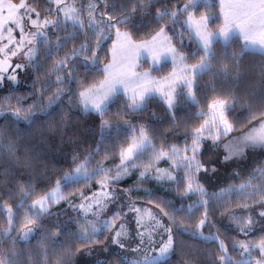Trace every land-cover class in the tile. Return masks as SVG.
<instances>
[{
	"label": "trees",
	"instance_id": "16d2710c",
	"mask_svg": "<svg viewBox=\"0 0 264 264\" xmlns=\"http://www.w3.org/2000/svg\"><path fill=\"white\" fill-rule=\"evenodd\" d=\"M12 1L18 2L19 0ZM28 1L33 3L38 1L37 6L38 9H42L40 11L42 15H45L44 11H46L48 15L56 16V11L53 9L54 4L49 3V0ZM183 1L186 0H150V3L145 0L146 6H141L137 0H107L109 7L106 13L118 15L123 10L135 7L137 11L131 15V22L127 25L117 26L127 29L137 39L144 38L163 26H167L166 29L174 35L179 28L178 21H173L168 16H165L162 20L158 19L157 12L165 8L168 11L173 10L177 4ZM77 2L84 8L85 3L87 5L89 0H77ZM113 3H116L118 7L113 9L111 7ZM50 9L52 11H49ZM100 9L105 11L103 5H100ZM177 18H180V16ZM68 27L72 26L68 25ZM86 27L84 32L89 31ZM189 39V43L183 42L182 44L180 42V44L188 57L192 61H197L202 56L201 51L194 40ZM81 44H83L82 36L79 35L75 39L65 41L64 47L61 49L66 55L72 53V49L80 47ZM110 44L111 39L104 40L102 48L98 49L96 47L95 55L99 60V65L96 69L93 66L95 70L92 72V77H82L84 73L82 70L72 72V75L73 73L76 74L74 79H68L67 73L64 71L53 73V64L59 61L60 53L56 54L54 52L49 57L47 51L41 55V61L37 63V66L26 68L24 76L27 83L25 85L5 83L3 88L0 89V106L5 109L4 114L0 115V131L4 133L0 137V204L12 207L18 213L14 217L17 221L19 214H22V211L17 207L23 198L19 192L21 186L26 189H34L32 196L28 199L29 202L54 188L56 180L82 161L87 160L94 169L100 167V163L104 167L113 168L119 161V149L121 145L128 141L133 128L145 125L157 126V131L161 132L157 137L158 141H164L166 136H173L174 132L172 131L164 132V129L169 125V121H164V108L158 99H156L158 100L157 103L154 102V104L158 105L160 109L151 106L149 102L153 100H150L149 104L145 105L146 107L144 106L135 112L130 109L129 102L123 96H117L113 99L103 116L92 111L85 113L81 109L77 97V93L82 89L79 78L83 79L84 86H88L101 78L102 65L109 59ZM91 48L93 49V46ZM214 50L218 59L213 61L214 68L212 72L196 77V84L199 85L198 88H195L198 103L192 105L196 106L200 103L206 105L207 101L215 97H223L229 100L230 103H234L235 108L227 111L228 120L234 125V131L230 132L227 135L228 137L230 134L248 131L260 119H264V115H262L264 114V54L253 50L245 51L238 39H232L228 44L218 41L214 44ZM78 53L75 59L71 61L78 67H82L83 64L80 61L83 60V63H87L88 61L84 60L87 55L81 52ZM194 53H198V55H194ZM233 53L236 54L234 61L231 59ZM222 65H228V75L219 72ZM85 68L88 67H83V69ZM56 75L64 76V81L56 83ZM66 84L67 88L64 94L55 104L49 106V98L55 96L57 88H61ZM212 85L215 86V91L212 90ZM194 106H191L190 109H194ZM17 108L21 109L22 112L31 108L34 114L29 117V120H23L16 118L11 112L7 111L8 109L16 110ZM181 110L182 108H179L175 113V123L179 124L185 119H190L192 122L195 116L191 112H181ZM253 115L256 116V119H252ZM102 120H107L114 126L103 138L101 137L100 127ZM117 125L120 126L118 130L115 127ZM180 130L177 127V132ZM176 141L179 142L180 139L173 140V142ZM10 142L15 146L16 156L20 158L19 163L15 162V157L9 156L7 153V145ZM208 143L214 144V142ZM219 143L214 145L218 146ZM216 154V149L209 148L208 145L204 146L201 155L207 167L208 159L215 158ZM257 162H264V152L250 156L248 161L243 164L230 166L220 183L210 184L209 180L205 178L206 172L204 171H201L199 179L203 185H206L207 192L227 186L231 196L245 201L249 199L247 188L241 190L239 186L247 184L250 178L258 176V171L254 169V164ZM229 170L233 171L230 176L228 175ZM129 179L131 180V178H127L121 183L128 185ZM156 191L150 192L145 201L160 211L161 209L165 212L170 211L169 215L175 214L179 218V222H182L189 229L188 232L178 231L176 224L171 223L167 217V225L173 228L172 234L175 244L174 251L163 264H218L217 257L225 255L220 250L219 241H205L201 237L191 234L203 217L204 211L201 213L200 210H203L202 207L204 206L197 205L189 211L193 219L188 222V220L181 218V212L171 210L177 207L171 200L172 197L175 201L179 199L177 192L174 193L170 190L172 197L169 196L171 197L169 198L167 195L162 196V193L165 192L161 191L160 194ZM218 195L216 193L205 195L207 199L215 200L223 207L209 206L207 208V218L211 224H205L201 230L205 234L216 233L220 239L226 241L227 252L234 260V258L240 257V252L233 243L235 239L251 236L252 241L259 238L264 240V217L259 215L260 212L264 211V204L260 202L261 200H257L255 204L246 203L245 205L248 206H244V204H239L233 199L234 202L229 205L233 207L225 210L224 202L219 200ZM130 196L132 197L131 194ZM194 197H197V195ZM56 209L60 210V207H56ZM57 210L51 209L50 214H45L42 219L37 220L44 229L38 228L36 223L30 225L34 231L37 227V232L29 236L27 240L21 239L23 232L26 230L25 225L18 227L15 237V234L11 235L12 232L7 236L0 235V258H4L7 254L11 264H80L76 261L77 255L81 249L93 245V243L81 240L76 230L69 228L70 226L66 224L60 228L61 234L56 236L51 249L44 252L37 245L36 241L40 233L52 231L49 224L52 221L51 219H53L55 225L58 223L62 226L60 222H56L59 218ZM183 210L186 211L185 206ZM249 217L253 220L251 230L244 227V221ZM7 227L6 215L0 209V230ZM242 227H244V232L241 231ZM245 232L247 235H245ZM107 234L103 232L95 239L98 243L104 242L109 236ZM13 250L16 253L14 256L11 254ZM31 251L35 253V257H28L32 254ZM254 253L258 255L256 250ZM104 259L107 260L108 264H121L119 252H110ZM103 260H101V264Z\"/></svg>",
	"mask_w": 264,
	"mask_h": 264
},
{
	"label": "snow or ice",
	"instance_id": "6c2138e0",
	"mask_svg": "<svg viewBox=\"0 0 264 264\" xmlns=\"http://www.w3.org/2000/svg\"><path fill=\"white\" fill-rule=\"evenodd\" d=\"M137 2L141 6H146L145 0H137ZM147 2L150 3V0H147ZM49 3L56 6L55 10L61 14L62 18L58 17L55 20L42 18V14L37 11L36 7L29 4L27 0H20L18 4L13 3L12 0H0V41L5 39L3 33H8L7 43L0 46V54H3L5 57L4 60H0V73L6 72L8 67H10L8 63L10 56H16L25 46H28L26 54L29 61H31L39 51L35 47H32L36 37L43 38V43L48 48L47 54L49 57L52 56L54 52L58 54L59 50L64 47L65 41L75 39L79 32L84 31L85 21L82 19L81 13L86 12L87 28L91 30L94 36L100 37L99 40L95 41V45L98 49L102 48L103 41L112 35L113 32L117 37V42L113 44L112 48V63L102 68V71L106 73L105 79L99 84L88 86H84L83 82H79L82 90L77 93V97L85 113L92 111L103 116L108 110L109 103L121 91V88L128 93L129 99L131 100L129 107L133 111L143 108L146 104V100L154 91H160V89L153 87L160 82L150 81L148 79L150 75L148 72L137 73L134 71L136 66L135 59L140 53L150 55L155 64H158L161 59L165 61L171 59L174 64H179L181 66L180 73H186L187 75L178 76V73L174 71L170 74V77L165 78V81L171 79L173 83H175L178 79L182 87L187 89L185 95L193 103H198L194 91V88L199 87V85L195 83L196 77L212 72L214 68L213 61L218 59L214 50V44L216 42L223 40L225 44H228L232 39H240L244 42L243 48L245 51L259 48L261 54H264V0H220L224 25L220 27L217 32L208 30V22L212 19L211 17L204 15L201 16L199 20H195L193 15L188 13L184 24L193 33L198 42L199 50L203 52V56L199 57L198 63L192 65L186 64L185 61L187 57L179 53L176 48L171 45V37L168 36L165 31L167 26L161 27L158 32L152 35L150 40L142 41L139 44L133 41L129 31L122 32L120 30L117 25L129 24L131 22V15L135 14L137 11L135 7L123 10L118 15H112L106 13L109 7L107 0H89L86 8H78L74 3H67V0H49ZM100 5L104 6L105 11L100 10ZM195 5L196 0H189V3L182 5L177 11H168L166 8L158 11L157 17L162 20L165 16H168L173 21H177L179 11L188 12V9ZM111 7L114 9L118 7V5L113 3ZM49 11L52 10L50 9ZM33 16H35V18H33ZM25 21H27L31 27H34L36 31L26 32ZM69 23H71L74 29L73 32L67 33L64 37L57 36L54 42L49 40L48 33L44 30L45 28L51 26L53 29H62L67 32V25ZM17 29L21 36L19 40H16L12 35ZM9 45H13V47L10 48ZM88 48L89 46L87 44H81L79 49L73 48L71 54H66L62 59L53 64V73L64 71L67 73L68 79H74L72 76V71H74V69L69 68L68 62L69 60H74L78 52H83ZM194 55H198V53H194ZM231 59L233 61L236 59L235 53L232 54ZM84 60H90L93 65L99 63L95 53H92L91 56H85ZM15 67L22 68L23 66L17 64ZM219 72L228 75V65H222ZM2 79L3 76L0 75V80ZM8 79L15 81L16 77L13 75L8 77ZM64 79L65 77L60 75L55 77L56 83H62ZM130 84H134L135 87L129 89L128 85ZM168 87L171 91L163 92L162 97L165 99L170 114L174 117V113H171V109L175 103V89L172 84H168ZM212 90L215 91L214 85H212ZM65 91L66 89L64 88H57L55 96L49 98V106L55 104ZM209 108L210 120H205L199 128L191 133L193 137L192 143L191 145H185L183 149L177 148L175 145H171L168 151H165L163 148L157 149L144 127H139L138 129L133 128L127 146L121 145L120 147V164L116 166L117 170L115 175L109 176L108 173L111 169H107L103 166L89 171L87 160H85L71 171L65 172L60 179L55 181L54 188L50 189L44 195L39 196L37 199L32 200L31 203H28V199L32 196L34 189H26L21 186L19 192L23 198L20 200L17 207L24 213L23 219L26 229L21 239H28L29 235L34 231L30 225L35 224L36 220L42 219L45 214H50L52 205L58 204L60 201L66 199L63 191L64 188L94 179L100 174H104L103 180L100 181L102 191L93 193V196L90 198H85L81 193V199H88L87 206L81 204L76 207L83 208L85 213L91 212L93 205L103 208L105 206L103 200L109 199L112 195V193L107 190L109 184L119 181L123 175H127L128 167H136L135 161L139 160L141 156L149 151L151 152L150 161L144 165V171L140 173L141 178L154 168L157 161L162 158H167L172 161L175 168L182 170L181 177L177 178L171 175V173L155 169L158 173L156 178L158 180L167 178L177 184L184 183V194H199L200 199L198 204L200 206H206L208 204V200L205 199V195L207 194L206 189L197 181L198 173L201 171H208L206 164L198 159L201 141L204 139H211L214 143H218L221 136H226L234 131V125L229 122L226 113L228 110L234 109L235 104L226 100L217 99L213 100ZM7 111L11 112L16 118L23 120H29V117L34 114L31 108L25 109L23 112L19 108L16 110L8 109ZM3 114L4 110L0 109V115ZM197 115L203 116L204 113L201 111L197 113ZM252 119H256V116L253 115ZM100 127L101 137L103 138L114 126L109 121L102 120ZM115 127L118 130L120 126L117 125ZM212 130L215 131L214 135L210 134L208 137L204 136L205 131L211 132ZM3 135V131H0V137ZM224 148L226 150V154L223 156L224 161L243 156L245 149L264 148V119H260L256 126H253L247 132L241 133L239 137L225 144ZM189 152L191 155L187 154ZM7 153L9 156L15 157L16 163L20 162V158L16 156L15 146L11 142L7 145ZM73 159L75 160V157ZM212 170L215 171V168L213 167ZM257 171L260 173L261 177H264V169H258ZM254 178L255 177L250 178L247 184L240 185V189L244 190L249 187H253L254 189L258 188V186H254L251 182ZM253 194H255V190ZM260 202L264 204V198H262ZM192 207L193 205H189V211H191ZM0 209L5 213L8 222V227L0 230V235L7 236L15 228L14 217H16L18 213L15 212L12 207L3 204H0ZM134 210L137 212L140 211L139 209ZM145 211L147 213V218L154 221L153 231L162 229L163 232L167 234V238H161V240L157 242L152 239V232L149 231L147 233L149 244L155 245L158 243L159 247L144 249L142 257L135 260H129L126 255L119 253L121 264H163L174 251L175 241L172 234L173 228L165 226L151 210ZM176 211L182 212L183 209H177ZM161 214L168 217L171 223L176 224L178 231H189L182 222H179V218L175 214L169 215V213L163 211V209H161ZM93 215H99V213L95 212ZM259 215L264 217V211L260 212ZM116 216L118 217L119 213H117ZM203 217V219L199 220L195 230H193L191 234L193 236H199L205 241H219L218 236H204L201 231L205 224H211L207 218L208 210L206 207ZM142 220L143 218L138 220V224H140ZM237 222L239 223V221ZM252 224L253 220L251 217L244 221V227H247L249 230H251ZM114 225L115 217L112 220L100 222L99 226L92 221L85 220V223L80 225L78 235L81 240L95 244L98 243L95 239L96 236L114 227ZM244 227L241 228L242 232H244ZM126 235L127 233L124 229V225H120L119 230L115 231L113 234L112 244L117 245L120 249H124L125 244L121 242V238ZM138 235H140L141 244H143V237L145 234L138 233ZM245 235H247L246 232ZM219 247L225 255L217 257L218 264H253L251 253L255 249H259L261 254L264 255V240H261L258 244H252L251 246L244 242L235 245V247L241 251L242 259L240 260H233L232 256L228 254L227 247L223 241H219ZM132 251L140 253L142 249L138 246L132 249ZM149 251L155 254L149 255ZM11 254L14 256L16 253L13 250ZM0 264H11V262L7 257H4L0 258ZM95 264H101V260L98 258ZM102 264H108L107 260L104 259ZM254 264H264V260H255Z\"/></svg>",
	"mask_w": 264,
	"mask_h": 264
},
{
	"label": "rangeland",
	"instance_id": "374dc122",
	"mask_svg": "<svg viewBox=\"0 0 264 264\" xmlns=\"http://www.w3.org/2000/svg\"><path fill=\"white\" fill-rule=\"evenodd\" d=\"M19 2H20V0L18 2H15V3L18 4ZM27 2L31 5H33L34 7H36L38 12H40L42 10V9H38V6H37L39 3L38 1L33 3V2L27 0ZM67 3H69V4L74 3L76 7L82 8L80 6V4L77 2V0H67ZM187 3H189V0H186L180 4H177L175 6L176 7L175 9L169 10V11H176L177 8H178L177 10H179L182 5L187 4ZM85 5H86V3H85ZM85 5H84V8H86V6H87V5L86 6ZM177 6H179V7H177ZM53 9L54 10L56 9L55 5H53ZM100 10L103 11V9H100ZM44 12H45V15H42V18L55 20L58 17H61V14L58 11H56V16L48 15L46 11H44ZM188 13H191L195 20H199L200 17L204 16V15L211 17L212 19H210L208 22V30L211 32H217L220 27H223L224 19H223V14L221 12L220 0H196V5L194 7H190L188 9V12H184V11L178 12V16H180V18H177L179 28L176 30L177 32L174 35H172L169 32V30H167L165 28L167 35L171 37V45L174 46L179 53H182L184 56L187 57V60L185 61L186 64L192 65V64L198 63L199 60L192 61L188 57V55L184 52V50L182 49V45L180 44V42H182V44H183V42L189 43L190 42L189 38H192L194 40L195 44L199 47L198 42H197L196 38L194 37L193 33L184 24V21L187 19ZM81 17H82V19H84L85 27H86L87 26L86 12H82ZM33 18H35V16H33ZM68 25H71V23H69ZM44 30L48 33L49 40L52 42L55 41V38L57 36L64 37L67 35V33H71L74 31V29L72 27H70V28L68 27L67 32H65L62 29H53L51 26L45 28ZM120 30L122 32L128 31L127 29H122V28H120ZM159 30L160 29H158L154 33H152V34H150L144 38L137 39L132 34H131V36H132L133 41L135 43L139 44L142 41L150 40L152 35H154ZM25 31L26 32H29V31L35 32L36 29L34 27H31L27 23V21H25ZM3 35L5 36V39L3 41H0V46H3L4 44L7 43L8 33L5 32V34H3ZM12 35L16 40H19L21 38L20 32L18 29L15 30L12 33ZM79 35L82 36L83 44H87L89 46L88 49H86L85 51H83L81 53H83L84 55H87V56H91L92 53H95V49H96L95 41L99 40L100 37L94 36L93 33L91 32V30H89L88 32H84V31L79 32L77 34V36H79ZM109 39H111V44L109 46V59H108V61L103 63L102 68H103V66H105L109 63H112V59H113L112 58V48H113V44L115 42H117V37H116L114 32L112 35H110L105 40H109ZM238 40L242 43V46H243L244 42L240 39H238ZM219 42L225 43L223 40H220ZM91 46H93V49L91 48ZM9 47L12 48L13 45H9ZM32 47H35L39 51L37 52V55L35 57H33V59L31 61H29L28 56L26 54L28 46H25L23 49H21L16 56H10V58L8 60L10 67H8L6 72L0 73V75L3 76V79L0 80V89L3 88L5 83H10L11 85H20V86H23L27 83L26 77L24 76V72H25L26 68L31 67V66H37V63L39 61H41L40 60L41 55H43L45 52L48 51L47 46L43 43L42 37H36L35 43H34V45H32ZM76 49H79V47H76ZM253 51L260 52L259 48L255 49ZM59 53H60V57H59V60H60L65 55H64L63 49H60ZM61 53H63V55H61ZM69 54H71V53H69ZM201 54L203 56L202 51H201ZM4 59H5V57L3 56V54H0V60H4ZM80 62L83 64V65H81L82 67H78L75 63H72L71 60H69L68 66H69V68L74 69V71H72V72H76L77 70L84 71V73L82 74V77L84 76V78H87V76L92 77V75H93L92 72L96 68H98V65H99V63L96 65H93L90 60L87 63H83V60H81ZM17 64H20L23 67L22 68H16L15 66ZM135 65H136L134 68L135 72H137V73L148 72L150 74L148 77V79L150 81H159L160 82L159 84H156L153 86L155 88L160 89V91H154L152 93V95L146 100L145 105H147V103L150 100H153V101L149 102L150 105L151 106L153 105V107L155 109H160V107L158 105L154 104V102L157 103V101L160 100L161 103L163 104V105L161 104V106L164 108V121L165 120L169 121V125H167V127L164 129V132H167V131L174 132L172 137L166 136L164 141H158L157 137L161 134V132L157 131L158 127L154 126V125L143 126L147 130L149 136L152 138L153 144L155 145V147L157 149L163 148L165 151H168V149L171 145H175L177 148H180V149H183L185 145H191L192 139H193L191 133L195 129L199 128L204 123L205 120H210L209 105L213 102V100L220 99V100H226V101L230 102L226 98L215 97V98L211 99L210 101H207L206 105H205V103L204 104L200 103L196 106L192 105V104H196V103H193L192 101H190L187 98V96L185 95L187 89H184L182 87V85L178 82V79H177V82H175V83H173V81L171 79H169L168 81H165V78L170 77V74L173 73L174 71H176L178 73V76L187 75L186 73H180V67L181 66L179 64H174L171 61V59H169L167 61L161 59L158 64H155L150 55L140 53L137 56V58L135 59ZM93 66L95 67V69H93L94 68ZM83 67H88L90 69L92 68V70L89 69V71H87L88 68L83 69ZM13 75L16 77L15 81L8 79V77L13 76ZM75 75L76 74L73 73L72 76L75 77ZM60 76H62V75H60ZM105 76H106V73L102 71L101 78L99 80H97L96 82H93L92 84H99L101 81H103L105 79ZM82 81H83V79L80 77L79 82H82ZM195 83H197V82L195 81ZM92 84H90V85H92ZM168 84H172L173 88L175 89V93H174L175 103L171 109V113H174V117H173V115L170 114V110H169V108L165 102V99L162 97L163 92L171 91V89L168 87ZM128 87H129V89H131V88L135 87V85L130 84V85H128ZM61 88L66 89L67 84L63 85ZM194 91H195V88H194ZM195 94H196V92H195ZM117 96H123L126 99V101L129 102V105L131 104V100L129 99L128 93L123 88H121V91L113 99H115ZM196 97H197V94H196ZM156 99H158V100H156ZM191 106H194L195 108L190 109ZM179 108H182L181 112L182 111L191 112L193 114V116H195L193 121L191 122L190 119H185V120L182 119L183 122H180L179 124L175 123L174 122L175 113H176L177 109H179ZM0 109H3V108L0 106ZM81 109H82V107H81ZM3 110L5 111V109H3ZM201 111H203L204 115L198 116L197 113H199ZM121 112H123V111L121 110ZM135 112H136V110H135ZM226 115H227V113H226ZM227 119H228V117H227ZM184 124H186V125H184ZM177 127L181 129L179 132H177ZM135 129H138V128H135ZM245 132H247V131H244L241 133H245ZM241 133L230 134L228 137H227V135L221 136V138L219 140L220 143L218 146L214 145L217 143H214V144L208 143V142H213L211 139H204L201 141V149L198 153V159L200 161L204 162L202 155H201L204 146L208 145L209 148L216 149V153H217L215 158H213V159L211 158L210 160L208 159V161H207L208 162V171L205 173V178L207 180H209L210 184L220 183L223 180V178L225 177L224 174H225L226 170L230 166H232L233 164H243L246 161H248L250 156L264 152V148L245 149V153L243 156L235 157L231 160L224 161L223 156L226 154V150L224 148V145L228 144L230 141H233L234 138L239 137L241 135ZM210 134L214 135L215 131L212 130L211 132H209V131L204 132L205 137H208ZM131 135H132V132L129 135L128 141L123 146H127V143L130 141ZM176 138H179L180 141L179 142L178 141L173 142V140H176ZM119 151H120V149H119ZM187 154L191 155L190 152ZM150 157H151L150 151L145 153L143 156L140 157L139 160L135 161L136 167H131V166L128 167V174L127 175H123L119 181L112 182L109 184L107 190L110 191L112 193V195L109 199L103 200V204L105 205L103 208H100L96 205H93L92 211L85 213L83 208H77L76 206L81 205V204H84L85 206H87L88 199H81V193L83 194V196L85 198H90L93 196V193H99L102 191V189L100 187V181L103 180L104 174L97 175L94 179H90L86 182L77 183V184L71 185L70 187H66L63 190L64 194L66 196V199L60 201L58 204L52 205V207H51V209H53L54 211L57 210L56 207H60V210H57V214L59 215V218H57L56 222H60L62 224V226L59 225L58 223H57V225H55L53 222V219H51L52 221H50L49 224L52 228V231L51 232L44 231L43 233L39 234V238L36 241L37 245L40 246L39 248L44 250V252H46L47 249H51L52 248L51 245H53V243L55 242L54 239L56 238V236H59L61 234L60 228L63 227L64 224L70 226L69 228L75 229L76 232L79 233L80 225L84 224L85 220L92 221L93 223H96L97 226H99L100 222L105 221V220H112L114 217H115L114 227L110 228L107 231H104L108 234L111 231L109 236L107 234V236H108L107 239L104 242H101L98 244H93V245H90L88 247L81 249V251L79 252V254L76 257V261L78 263H80V264L95 263V261H97L98 258L100 260H103L105 257H107L109 255L110 252L123 253L124 255H126L128 257L129 260H135V259H139L142 257V255L144 254V252H143L144 249H150L152 247L158 248L159 247L158 243L155 245L149 244L147 233L149 231H151L152 232V239L157 241V242L159 240H161V238L166 239L167 234L164 233L162 229H156L155 231H153L154 221H151L147 218V213L145 210H151V212L154 215H156V217L158 219H160L165 226H168L167 225V217L163 216L161 214V211L158 208H156L155 206H153V205H151L145 201V200H147L146 198L150 194V192H152V191L154 192L155 190H157L156 192L161 194V191H163L165 193H162V196L167 195L168 197L169 196L172 197V195H171L172 193H170V190L174 191V193L177 192L179 199H177L176 201L174 199H172L173 197L172 198L169 197V198H171V200H173V202L177 206L171 210L176 211L177 209H183V207L185 206L186 211L183 210L180 213V216L182 219L188 220V222L191 219H193V216H191V214L189 213V205H193L192 209H194L197 205H199L198 201L200 199V196H199V194H196V193H190L188 195H185L184 194V189H185L184 183L177 184L171 180H168L167 178L161 179V180H158L156 178L158 173L155 171V169H160L164 172L171 173V175H173L177 178L181 177L182 170L179 168H175L172 164V161L167 159V158H162L159 161H157L154 165V168L151 169L143 178H141L140 173L142 171H144V165L149 163ZM119 164H120V157H119V161H118L117 165H119ZM117 165H115L113 168L105 167L107 169H111V171L108 173L109 176L115 175L116 170H117L116 169ZM254 165H255L254 169L256 171L258 169H261V168L264 169V162H257ZM100 166H102L101 163H100ZM87 167H88L89 171L94 170V168H92L88 162H87ZM213 167L215 168V171L212 170ZM200 174H201V172L197 174V181L199 182V184H201L205 188L206 185H203L199 179ZM231 174H233V171L229 170L228 175L230 176ZM257 174H258V176H256V178L251 182L254 186H258V188H256V189H254L253 187L247 188V192L249 194V199H246L245 201H243V200L241 201V199L234 197V196H231L230 193L228 192L229 188L227 186H223L220 189L214 190L212 192L211 191H208V192L206 191V192L211 194V195L214 193L219 194L217 197L219 198L220 201L223 200L224 208H226L225 210H227V208L233 207V206H229V205L231 204V202H234V200H236V202L239 204H241V203L244 204V206H248V205H245L246 203H249V204L254 203L255 204V202L257 200L260 201L262 198H264V177H261L259 172H257ZM127 178H131V180L129 179L130 181L128 182V185H123V183H121V182ZM165 187H167V188H165ZM166 189H168L169 191H167ZM220 190H222V191L219 193ZM254 190H255V194H253ZM130 194L132 195V197L134 195V197L132 198L130 196ZM196 195H197V197H194ZM205 199H207L206 196H205ZM163 200H164V198H163ZM207 200H208V204L206 206L202 207L203 210H200L201 213L203 211H205V207L206 208H209V206L223 207V206H221L220 203L216 202L215 200L214 201L211 199H207ZM31 202L32 201H29L28 203H31ZM134 209H139L140 211L137 212ZM95 212H98L99 215H93V213H95ZM167 212L169 213L170 211H167ZM117 213H119L118 217L116 216ZM251 216H252V214H251ZM23 217H24V213L22 211V214H19L18 221L14 218V224H15L14 229L16 230V232L13 229V231L11 233V235L15 234L14 237L16 236V234L18 232L17 231L18 227L25 225ZM141 218H143V220L141 221L140 224H138V220H141ZM203 218L204 217H202L201 219H203ZM235 219H236V217H235ZM69 222H70V225H69ZM35 223L37 224L38 228L44 229V227L41 225V223H39L37 220ZM19 224H21V225H19ZM120 225H124V229L127 233L126 236L121 238V242L125 244L124 249H120L117 245L112 244V242H111L114 232L119 230ZM37 227H35V231H33L29 236H32L33 233L37 232ZM138 233H144L145 234L143 237V239H144L143 244H141V237H140V235H138ZM203 234H204V236H212V235L218 236L216 233L215 234L203 233ZM100 235L101 234H98L96 237H99ZM251 239H252L251 236L250 237L243 236L242 238L240 237V238L235 239L233 243H234V245H237L241 242H244V243H248L249 246H251L252 244H258V243H260L261 240H263V239L259 238L256 241H252ZM219 241H223L227 247L226 241H224L223 239H220V237H219ZM138 246L141 247L142 252H140V253L133 252L132 249H135ZM255 250L258 252V255L256 253H254ZM255 250H253L251 253V258L253 260V264H254L255 260H264V255L261 254L260 250L259 249H255ZM239 252H240V257L234 258V260L242 259L241 251L239 250ZM31 253L32 254L28 255V257H30V256L35 257V253L33 251H31ZM148 254L154 255L155 253L149 251ZM5 257H7V259L9 260V256L7 254L5 255Z\"/></svg>",
	"mask_w": 264,
	"mask_h": 264
},
{
	"label": "crops",
	"instance_id": "0c3cea01",
	"mask_svg": "<svg viewBox=\"0 0 264 264\" xmlns=\"http://www.w3.org/2000/svg\"><path fill=\"white\" fill-rule=\"evenodd\" d=\"M13 2V1H12ZM13 3H15V2H13ZM17 4V3H16ZM3 34H5V32L3 33Z\"/></svg>",
	"mask_w": 264,
	"mask_h": 264
}]
</instances>
